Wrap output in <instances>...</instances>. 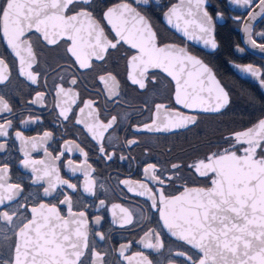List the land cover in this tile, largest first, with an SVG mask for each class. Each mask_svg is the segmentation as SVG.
<instances>
[{
  "label": "flooded vegetation",
  "instance_id": "flooded-vegetation-1",
  "mask_svg": "<svg viewBox=\"0 0 264 264\" xmlns=\"http://www.w3.org/2000/svg\"><path fill=\"white\" fill-rule=\"evenodd\" d=\"M178 2L149 0L147 6H139L140 16L151 21L155 37L130 11L132 0H121L115 8L117 0H92L90 12H80L74 21L59 16L45 19L53 39L65 32L73 37L75 58L67 42L48 46L34 32L29 48L22 36L27 24L6 29L12 51L0 39V58L7 61V65L0 62V195L17 194L8 212L20 213L12 224L20 228L22 246L26 235L38 233L42 238L37 242L60 245L63 251L55 256L59 264H69L70 259L74 264H189L193 258L197 264H208L181 231L169 236L150 204L161 199L160 192L164 193L161 206L166 207L173 196L188 189L209 188V174L215 193L221 194L219 189L230 184L221 183L228 175L219 172V156L240 153V148L256 141L255 154L263 155L264 136L246 129L264 117V92L257 82L240 78L234 65L251 64L264 70V56L246 46L242 26L247 8L230 0H206L218 45L213 50L188 41L166 24L163 13ZM34 3L24 0L32 7ZM105 15L124 41L114 48ZM30 17L35 23V13ZM252 25L255 38L264 30V18ZM156 37L164 48L157 46ZM180 46L210 66L226 89L230 103L221 111L214 110L218 91L210 94L207 84L198 81L199 70L177 54ZM170 77L179 81L178 86ZM115 82L118 95L106 88V83ZM174 92L184 107L174 103ZM166 113L175 119H165ZM233 133L236 136L226 140ZM228 193L227 189L222 192ZM222 200L235 205V191L214 202ZM61 201L74 211L67 213ZM25 204L33 206L36 223L22 227V218L29 216ZM39 207L52 208L56 214H35ZM226 215L235 216L233 212ZM225 225L216 227L232 233L237 228L230 221ZM9 227L0 223V258L11 256L4 239L5 234L14 239ZM157 232L163 237V250L145 249L146 233L155 244ZM53 234L56 238L50 239ZM69 245L71 258L65 253ZM80 246L83 251L76 256ZM48 257L36 255L38 261Z\"/></svg>",
  "mask_w": 264,
  "mask_h": 264
},
{
  "label": "snow or ice",
  "instance_id": "snow-or-ice-1",
  "mask_svg": "<svg viewBox=\"0 0 264 264\" xmlns=\"http://www.w3.org/2000/svg\"><path fill=\"white\" fill-rule=\"evenodd\" d=\"M126 2V0H125ZM21 3H24V0H21ZM38 5L37 8L33 9L30 8V11L35 12V19L36 22H31V17L29 18L28 23V31L22 33V36L25 38V43L31 48V41H30V34L33 32L38 34L43 42H45L48 46H56L61 42H67L69 47L68 51L70 55L74 54L71 52V44L73 43V37L69 35L67 32L61 35L59 39H53L52 36L49 35V28L45 25L44 20L51 18V17H61L65 21H74L75 17L80 12H90V5L92 0H36ZM230 3L233 5L241 6L248 9V17L249 22H244V27L242 29L243 33L246 34L247 39L246 43L252 45L253 48H257L260 50L261 53H264V30L259 31L255 34V38L253 37V25L250 21L256 20L257 17L264 18V0H230ZM121 4V0H117V6ZM133 8L130 11H134L139 18L146 23V25L151 28L152 35L155 37V29L151 26V21L146 20L143 16H140L138 12L139 6H147L149 4V0H132ZM11 5V0H2L0 3V39H2L7 47L12 51V47L7 39L6 33V24H13L14 21L11 18V15L8 11ZM25 7H29L28 4H24ZM53 10L49 12V8ZM112 9H108L110 11ZM44 19H41V17ZM218 18L220 14H217ZM163 18L166 24L174 29L177 33H180L185 37L188 41H194L196 43H202L205 47H210L211 49L215 50L218 45L217 41L214 37V19L213 16L209 13L206 6V0H179V3H173L167 7V10L163 13ZM105 26L112 31V38L115 41L112 47H116L118 43H124V41L119 39V36L116 34L114 30H112V25L109 24L107 20V16L105 15L104 20ZM74 26V25H69ZM54 35V34H53ZM157 39V46L158 45V37ZM131 47V45H129ZM239 51H243V49H238ZM34 52V50H33ZM178 55H182L183 58L191 65L193 69H198V76L197 79L201 83H206L208 86V91L211 94L214 90L218 91L219 95L214 96V99L218 101L215 111H221L227 104L230 103V97L226 91V89L222 86L221 82L218 80L216 75L213 72V69L204 63L201 59L197 58L195 55L191 54L188 49L184 46L179 47ZM87 55V52H85ZM92 55L95 57L96 53L93 52ZM75 58V57H74ZM99 59L103 60L104 57L101 56ZM0 62L7 65V61L0 58ZM37 62V61H36ZM17 72H20L19 65L17 66ZM241 71L250 74L253 78H256L259 82V85L262 89H264V70L259 67H253L249 64L247 67L240 69ZM8 72L10 75L11 69L8 68ZM173 79L174 85L179 84V81L175 80L174 77H170ZM101 82L103 78H101ZM135 83V80H133ZM141 88L146 87L145 84L140 85ZM106 88L109 92H113L118 95L119 84L115 82L114 84H107ZM173 101L175 104L180 105V101L177 98L176 93L173 94ZM180 107H184V105H180ZM207 110V109H203ZM165 119H175V115L165 114ZM193 123L195 121H192ZM182 126H187L186 124ZM163 131L164 128L158 129ZM245 131V130H242ZM248 133H255L259 135L262 131H264V118H260L257 122H255L252 126L246 129ZM236 136L235 133L230 134L226 137V140L233 139ZM192 167V165H189ZM10 181V176H9ZM210 180V191H208V196L212 197L215 196L216 193L214 191L215 181L211 179L209 174ZM36 183V181H32ZM199 187V186H195ZM183 188V187H182ZM21 191L23 188L21 186ZM130 191H132L130 189ZM142 195V193H141ZM158 195L161 197L159 201L153 199L151 201L150 207L155 209L159 213V219L161 222V227L168 232L170 237H175L176 230H187L191 233L192 240L189 241L191 247H193L198 253L204 254L205 251L212 252V245L216 244L215 240L210 241L209 245L202 246V239L201 233H206L207 235H211L215 232V225L220 224L223 225L225 228V221H231V217L227 216V211H234L233 208H222L220 204H215L213 201L215 211L211 208L207 209L204 215V221L201 222L199 220V216L197 214V218L194 221H189L187 223V227L182 223H179V217L181 215L180 209L182 208V204L172 205L162 207L164 201V193L160 192ZM186 197L191 199L192 193H186ZM17 198V194L14 192H9L6 195H0V213H5L6 215L0 216V223L5 224L6 226H10L8 231L14 236V239L9 237L5 234L4 239L7 241V246L11 248V256L8 258H0V264H47V261H37L36 255L38 252H33L31 244L32 240L31 237L26 235L24 245L22 246L20 243V228H14L12 224L13 218H16L20 213L17 211H13L11 213L8 212L9 204ZM177 201L181 200V197H176ZM65 208L67 213H72L74 208L70 204H64L63 201L60 202ZM222 204H227L226 200H222ZM24 208L28 209L29 216L27 218H22L21 226L23 227L27 223H36L35 217L31 215L33 210V206L29 208L28 204L24 205ZM57 212L59 209L57 208ZM211 214V219H209V215ZM50 220H46V224H50ZM73 223H76L75 221ZM148 240L144 243L145 249H151L156 252L162 251V241L163 237L160 236L159 232L156 233L157 241L155 244L152 243V236L147 234ZM65 240L68 239L67 236L64 237ZM54 242V241H53ZM255 246L257 250H264V238L255 241ZM74 247V245H72ZM217 247H219L217 245ZM253 242L247 241L246 242V250L242 254L244 259L237 257L233 259L231 264H249L250 256L249 253L252 251ZM130 252V248L128 250ZM121 257L124 256V252L120 253ZM189 264H197V258H193L189 260ZM227 264V262H225Z\"/></svg>",
  "mask_w": 264,
  "mask_h": 264
},
{
  "label": "water",
  "instance_id": "water-1",
  "mask_svg": "<svg viewBox=\"0 0 264 264\" xmlns=\"http://www.w3.org/2000/svg\"><path fill=\"white\" fill-rule=\"evenodd\" d=\"M32 6L33 4L29 7H25L24 3H21V0H11V5L8 11L14 23L6 24V29L8 26L9 28H24V25L26 24L28 27V17L34 15L35 13L29 9H35L38 7L37 3H34V7ZM116 6L117 5H114L112 8H115ZM258 18L259 17H257L256 20ZM256 20L250 22L253 24ZM31 22L33 21L31 20ZM244 22H249L248 13L243 21L242 29L244 27ZM243 37L247 39L245 33H243ZM152 44L155 45V42ZM246 46L253 53L264 56V53H261L257 48H253L252 45L246 43ZM158 47L164 48L165 45ZM248 65L249 64L236 63L234 65L236 74L242 79L257 82L259 85V82L256 78H253L250 74L240 70L247 67ZM252 66L256 67L254 65ZM260 89L264 92V89L261 87ZM251 134L260 137L264 136V131H262L259 135H256L255 133ZM258 144L259 143L257 141L252 142L240 148V153L231 152L219 156L218 162H221V169L219 172H221L222 175H228V178L221 181V183L223 184L228 182L230 184L219 189L221 194H216L215 196L209 197L208 191L212 190L210 187L207 189L191 188L176 196H173L167 205L172 206L182 204V208L180 209L181 215L178 222L184 224L186 228L189 221H194L197 218V214L199 216V220L203 222L207 209L211 208L213 211H215L213 201H215L216 198H228L231 196L232 191H235L237 200L235 205L222 204L221 202H215V204H220L222 208L231 207L234 209V211H227L226 214H231L232 212L234 213L235 216L234 218H231V221L237 223V228L234 233L228 232V230H226V232H219L215 225L216 230L210 236L206 233H201L202 246L209 245L210 241L212 240L216 241V244L212 245V252L209 253L205 251V253L202 254V259L205 263L225 264V262H227V264H231L233 259H236L237 257L244 259L245 257H243L242 254L246 250V242L252 241L253 248L249 253V264H264V250H257L255 246L256 240L264 238V153L262 156H256L255 151L258 147ZM262 149L264 151V146ZM209 163H213V160H211ZM233 179H235V186L231 185V183L234 184ZM223 188L227 189L230 194H222V192L225 190ZM221 189H223V191H221ZM186 193H192L191 199L186 197ZM176 197H181V202L177 201ZM35 214L55 215L56 212L49 207H39L35 208ZM208 215L209 219H211V214L209 213ZM180 231L189 244V241L192 240L191 233L187 230H177L178 233ZM49 237L50 239H55L56 235L53 234ZM31 238L33 245L32 250L34 253L38 252L39 256L48 255L49 257L45 260L47 261V264H59L55 260L56 254L63 251L58 249L60 247L59 244L53 242L52 244L43 245L39 240L37 242V239L42 238V235H39L38 233L32 235ZM217 245L219 247H217ZM83 246L77 248L75 252L76 256H78V254L83 251ZM69 247H71V245L65 248V253L71 258V254L73 252L72 250L69 251ZM69 264H74L71 262V259Z\"/></svg>",
  "mask_w": 264,
  "mask_h": 264
}]
</instances>
